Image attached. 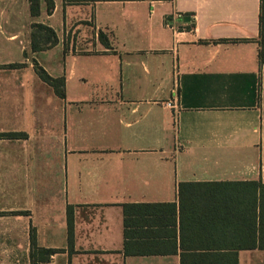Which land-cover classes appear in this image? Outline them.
Returning <instances> with one entry per match:
<instances>
[{
    "label": "crops",
    "instance_id": "1",
    "mask_svg": "<svg viewBox=\"0 0 264 264\" xmlns=\"http://www.w3.org/2000/svg\"><path fill=\"white\" fill-rule=\"evenodd\" d=\"M53 1L0 0V264H181L201 231L264 264L225 188L195 196L201 225L179 190L264 184V0ZM34 24L58 44L34 52Z\"/></svg>",
    "mask_w": 264,
    "mask_h": 264
},
{
    "label": "trees",
    "instance_id": "2",
    "mask_svg": "<svg viewBox=\"0 0 264 264\" xmlns=\"http://www.w3.org/2000/svg\"><path fill=\"white\" fill-rule=\"evenodd\" d=\"M170 1V0H161ZM31 13L33 16L40 14L41 0H30ZM48 7V12L51 13L54 9L53 0H45ZM260 31L261 42L264 47V3L262 1L260 13ZM33 43L32 50L39 52L42 50L50 49L58 44V38L55 31L41 24L33 25ZM15 66V65H14ZM38 76L52 86L56 94L65 98V79L52 77L43 67L37 63L35 65ZM6 136L0 134V137ZM9 136L18 137L21 134H10ZM220 186L225 188L224 206L225 215L223 222L226 226L227 232L234 231L242 233L241 245L245 249H264V184L261 182H226V183H182L180 184L181 203L184 205V194H190V208L196 214L198 225L202 224V217L200 211V201L196 205V195H202L200 189L207 186ZM193 188V191L191 190ZM216 194V193H215ZM217 202V198L214 199ZM216 206L214 207V210ZM200 230V229H199ZM68 235L69 243H73L74 236V221L73 215L69 211L68 214ZM209 234H205V237ZM210 243L205 244L207 240L203 237L202 231L195 234L189 240V244H182V259L181 264H239L238 250H211L200 249V247H212V240ZM33 244L35 241L33 240ZM49 252V251H48Z\"/></svg>",
    "mask_w": 264,
    "mask_h": 264
},
{
    "label": "built area",
    "instance_id": "3",
    "mask_svg": "<svg viewBox=\"0 0 264 264\" xmlns=\"http://www.w3.org/2000/svg\"><path fill=\"white\" fill-rule=\"evenodd\" d=\"M170 107H173L171 104H168Z\"/></svg>",
    "mask_w": 264,
    "mask_h": 264
}]
</instances>
